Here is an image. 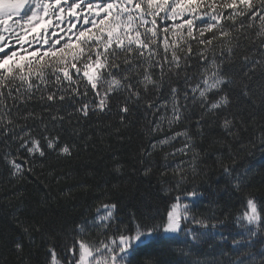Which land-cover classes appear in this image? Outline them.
<instances>
[{
	"label": "snow or ice",
	"instance_id": "snow-or-ice-1",
	"mask_svg": "<svg viewBox=\"0 0 264 264\" xmlns=\"http://www.w3.org/2000/svg\"><path fill=\"white\" fill-rule=\"evenodd\" d=\"M256 151L264 0H0V264H264Z\"/></svg>",
	"mask_w": 264,
	"mask_h": 264
},
{
	"label": "trees",
	"instance_id": "trees-1",
	"mask_svg": "<svg viewBox=\"0 0 264 264\" xmlns=\"http://www.w3.org/2000/svg\"><path fill=\"white\" fill-rule=\"evenodd\" d=\"M219 51V49H218ZM167 134V125L165 124V132L161 133V135H165ZM257 135H259V133H257ZM177 147H179V145H176ZM172 150V149H169ZM120 158L122 160L125 161H132L133 160V154L131 152H128L127 154H125L123 151L121 152V156ZM187 157H183V156H176L175 158H169V162L170 163H175L176 161H180L183 160L185 163H187ZM241 162L245 163V165H247L248 163L253 164L257 169H261L264 168V154H262L259 151H256L254 156H248V157H244L243 155L241 156ZM161 163H163V161H161ZM129 171H131V169H129ZM190 171V170H189ZM157 177H159V171L157 172ZM209 177H211V179H209L208 177H203V176H196L195 179L189 183L186 187H193L194 185H205L206 183H211L213 181H215L217 179V175L209 172ZM171 178V173H169L168 177H165L164 179H170ZM51 179V177L47 176L46 174L42 173L41 168L39 165H37L36 167V175L29 177L26 181H25V188L26 191L29 193H32L33 196L37 195L38 191H39V186L40 182L44 181V180H49ZM138 178H134L132 183H136ZM257 182L259 181V177H256ZM71 181H62L60 185H55V183H53V187H66L67 184H70ZM140 187L142 189L147 188L148 185L141 182L140 183ZM4 194V190H3V186H0V196H2ZM42 195V193H41ZM4 203H7V201H4ZM88 203L90 204L91 201H88ZM234 204H236V201H233ZM203 207V206H202ZM83 208H78L77 211H83ZM242 210V209H239ZM91 211L94 213L96 211V208H92ZM182 237H177L178 241H182ZM182 244L178 243L176 245H173V247L175 248H179L181 247Z\"/></svg>",
	"mask_w": 264,
	"mask_h": 264
}]
</instances>
